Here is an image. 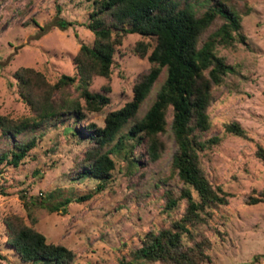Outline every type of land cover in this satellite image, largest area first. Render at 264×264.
<instances>
[{"label":"rangeland","instance_id":"rangeland-1","mask_svg":"<svg viewBox=\"0 0 264 264\" xmlns=\"http://www.w3.org/2000/svg\"><path fill=\"white\" fill-rule=\"evenodd\" d=\"M244 2L252 10L242 22L247 44L219 48L220 55L240 75L228 77L227 83L215 90L209 110L213 125L210 136H220L222 143L203 157V163L213 185L230 194L229 204L216 210L211 221L213 230L208 235L214 247L209 264H264V203H247L264 189V162L256 155L259 146L264 149V0H241L240 4ZM89 12L86 0H0V115L14 120L31 115L14 78L19 69L34 68L52 83L63 75H75V55L83 43L91 45L95 39L86 27ZM59 20L74 25L63 31L56 25ZM140 40V35H128L117 49L111 77L93 78L91 91L108 88L109 92L102 93L111 104L101 112H87V119L78 127H103L110 112L132 100L134 86L151 67L147 58L135 52ZM166 76L164 71L141 106L139 118L148 112ZM234 122L244 128L246 139L225 132V125ZM73 123V119L58 126L48 123L18 137L21 142L35 137L38 143L19 166L5 165L0 177L8 194L0 195V264H24L6 244L5 222L12 216L23 218L27 225L34 220V227L49 243L76 253L75 264H115L131 248L141 245L145 233L169 224L163 195L166 189H180L175 188V179H168V185L159 189L155 183L170 176L177 149L170 126L163 135L168 150L156 163L148 161L144 146L135 149L139 168L128 166L125 152L115 151L117 169L99 192L97 181L77 176L87 144L71 135ZM10 147V141L0 138V153ZM91 192H95L92 199L77 201ZM23 195L31 200L43 196L48 206L67 197L73 202L66 212H51L35 202L29 213Z\"/></svg>","mask_w":264,"mask_h":264},{"label":"trees","instance_id":"trees-1","mask_svg":"<svg viewBox=\"0 0 264 264\" xmlns=\"http://www.w3.org/2000/svg\"><path fill=\"white\" fill-rule=\"evenodd\" d=\"M86 1L90 8L86 27L95 39L91 45L83 43L75 55V75H63L52 83L34 68L23 67L14 74L18 93L31 115L18 120L0 115V138L11 143L0 153V177L5 165L19 166L37 146L35 137L21 142L20 135L36 132L48 123L58 126L73 119L71 135L87 144L78 164L82 171L77 176L97 181L100 192L117 169L115 151L125 152L128 166L139 168L135 149L144 146L148 161L156 163L168 150L163 135L170 126L177 145L170 176L155 183L159 189L175 179V188L180 189H166L163 195L169 224L145 233L141 245L131 248L115 264H209L214 247L208 235L213 230L211 221L216 210L229 204L230 197L222 187L213 185L203 163V157L222 143L220 136H210L213 125L209 110L215 90L224 86L228 77L240 75L220 55L219 48L236 49L247 44L242 22L251 7L247 2L241 5V0ZM56 25L66 31L74 24L59 20ZM133 34L142 37L135 52L140 58H147L151 67L134 86L132 100L110 112L103 127H78L87 119V112H101L111 104L102 93L109 92L108 88L91 91L93 78L111 77L118 47ZM164 71L166 79L146 115L139 118L141 106ZM225 132L247 138L244 128L236 122L226 124ZM256 155L264 162L261 146ZM0 195H8L3 185ZM94 195L91 192L77 201L86 202ZM22 199L29 213L37 205L35 202L51 212H66L73 202L67 197L48 206V199L43 196L35 201L24 195ZM247 203H264V189L249 197ZM34 224L33 220L32 225H27L19 216L5 222L6 244L22 263L75 264L74 251L49 243Z\"/></svg>","mask_w":264,"mask_h":264}]
</instances>
